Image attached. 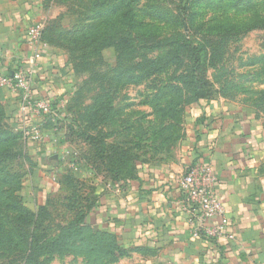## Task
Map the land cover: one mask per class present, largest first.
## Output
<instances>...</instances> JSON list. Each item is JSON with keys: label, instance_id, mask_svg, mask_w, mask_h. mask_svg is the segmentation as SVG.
<instances>
[{"label": "rangeland", "instance_id": "obj_1", "mask_svg": "<svg viewBox=\"0 0 264 264\" xmlns=\"http://www.w3.org/2000/svg\"><path fill=\"white\" fill-rule=\"evenodd\" d=\"M49 4L43 28L74 84L65 102L68 124L62 122L63 134L73 132L68 126L74 120V130L101 139L109 149L106 154L124 153L130 169L173 159L199 120V111L209 104L235 108L264 130V0ZM109 42L118 45L102 48ZM198 47L192 61L189 55ZM9 118L0 104V128ZM62 139V152L43 158V167L39 145L23 132V157L12 169L1 164L0 264H24L22 250L9 245L8 238L29 234L53 242L69 228L82 235L61 242L62 252L34 255L30 264H137L119 241L126 253L105 252L116 250L113 240L101 236L107 231L84 208L96 185L109 178L107 163L94 160L95 149L84 140ZM43 182L49 190L42 189ZM34 216L36 232L20 226L18 218L29 222Z\"/></svg>", "mask_w": 264, "mask_h": 264}, {"label": "crops", "instance_id": "obj_2", "mask_svg": "<svg viewBox=\"0 0 264 264\" xmlns=\"http://www.w3.org/2000/svg\"><path fill=\"white\" fill-rule=\"evenodd\" d=\"M49 2L0 0V78L22 69L35 97L57 104L54 116L24 114L18 94L0 86V104L39 145L43 167V158L62 152L57 119L74 85L67 64L47 42H30V29L44 25ZM234 109L207 105L173 159L139 163L128 181L96 185L89 217L115 234L137 264H264V130ZM198 161L212 167L229 216V234L216 242L193 238L179 206L177 181ZM42 189L50 188L43 182Z\"/></svg>", "mask_w": 264, "mask_h": 264}, {"label": "built area", "instance_id": "obj_3", "mask_svg": "<svg viewBox=\"0 0 264 264\" xmlns=\"http://www.w3.org/2000/svg\"><path fill=\"white\" fill-rule=\"evenodd\" d=\"M43 26L31 27L29 36L33 45L42 42ZM0 86L16 92L21 100V112L33 116L54 115L51 101L37 99L33 93L30 76L22 69L11 78H0ZM65 108V106H64ZM37 132V131H35ZM27 133V132H26ZM186 223L193 238L216 242L229 234V216L218 195L219 180L212 167L198 161L187 167L177 181Z\"/></svg>", "mask_w": 264, "mask_h": 264}, {"label": "trees", "instance_id": "obj_4", "mask_svg": "<svg viewBox=\"0 0 264 264\" xmlns=\"http://www.w3.org/2000/svg\"><path fill=\"white\" fill-rule=\"evenodd\" d=\"M187 1V0H186ZM183 11H185V9H183ZM184 17H186V15H184ZM42 40H44L45 42H47L48 44H51L48 41V37L47 34L45 32V30H43V37ZM112 40V39H109ZM115 41V40H114ZM131 40H128L125 43H130ZM116 44L109 42L108 44H105L102 46V48H107V47H112L115 45H118L117 42H115ZM122 43V42H121ZM101 48V49H102ZM117 48V47H116ZM202 47H198L194 50H192V55L190 57V59L192 61H194V57L196 56L195 53H197ZM197 63H200V58H197ZM188 88L193 90L194 92H197V88H195L194 86H192V84L188 83ZM56 105L55 103H53V109L54 111L56 110ZM66 114H67V110L64 108V112L61 113L60 117L57 119V121H59V123L62 122H66L68 124V121L66 120ZM54 116V115H53ZM63 125V124H62ZM68 126V125H67ZM74 120H72V124L70 126H68L69 128L72 129V133L66 134L64 133V135L66 136V141H70L73 143H77L76 140H84L85 142H87L88 144H90L95 150H94V154L91 157H95L94 160H103V163H107V172L109 174V178L107 176V178L105 177V179L103 180V182L105 181H111L114 184L117 183H122L125 181H128L130 178H132L135 174V170H136V166H131L130 169L129 168V164H124L125 160H128V158H126V156L123 154H120L116 152L114 154H112L111 152L109 154L107 153V150H109L105 144L103 143V141L101 139H98L97 137L91 136V135H87V134H80V132L74 130ZM68 129V128H67ZM0 131L3 132V135L5 137L4 140H0V167L1 164L2 166L5 165H9L10 169L13 168L14 163L21 159L23 157V153H22V146L20 147V140L23 137V130L20 129L19 125L16 124V122H12L11 119H7L5 125L0 128ZM101 147V149H100ZM88 160L92 161V158L90 156H87ZM106 157V158H105ZM8 162V163H7ZM7 163V164H6ZM127 165V169L124 168ZM8 166V167H9ZM127 170L126 173H123L124 170ZM16 177V180L19 179V177H17V174H13ZM95 195V189L92 191L91 195H89L88 199H87V203L85 204L84 208L86 210V214H89V212L91 211L93 205L95 204V198L93 197ZM25 212L27 214H30L31 216H33L31 214V212L29 210H25ZM84 216V214H83ZM26 219L22 218H18V221L21 222L20 226H24L25 229L26 227H30L31 226V230L33 232H36V230H38L37 228L32 227L33 226V222H34V226L38 227V221L35 220V216H34V221H29L26 222ZM83 217L80 216L78 219V223L82 222ZM32 223V224H31ZM24 229V230H25ZM80 232L83 231H76V230H69L66 231V233L64 234V236H62L61 238H57L56 240H54L53 242H41L44 238L41 239H36V237L34 236V238L28 234L25 236H20L17 237L16 239L12 240L10 238H8V242L9 245H14L16 246V248H19L22 250L23 252V256H21V259L24 260V264H30L32 262L31 258L38 254V255H43V254H57L59 252H62L63 249L61 248V245L64 244V242H68L70 240H73L79 236H81L82 234H80ZM101 236L107 238V239H112L113 240V245L114 248L116 250H111L112 248H109V250H105L106 253L108 254H114L116 252L119 253H126V250L123 249L122 247H120L119 243H118V238L116 235L108 233V232H103V234H101ZM63 242V244L61 243Z\"/></svg>", "mask_w": 264, "mask_h": 264}]
</instances>
